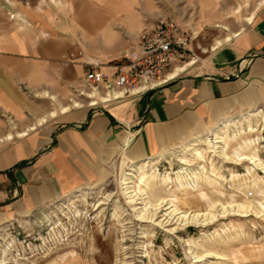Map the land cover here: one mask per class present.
I'll return each instance as SVG.
<instances>
[{
  "label": "crops",
  "instance_id": "obj_1",
  "mask_svg": "<svg viewBox=\"0 0 264 264\" xmlns=\"http://www.w3.org/2000/svg\"><path fill=\"white\" fill-rule=\"evenodd\" d=\"M147 1L0 0V226L63 197L82 175L163 158L258 106L264 7L207 65L170 69L162 90L110 102L91 92L90 65L108 73L152 29Z\"/></svg>",
  "mask_w": 264,
  "mask_h": 264
},
{
  "label": "rangeland",
  "instance_id": "obj_2",
  "mask_svg": "<svg viewBox=\"0 0 264 264\" xmlns=\"http://www.w3.org/2000/svg\"><path fill=\"white\" fill-rule=\"evenodd\" d=\"M263 7L264 0H148L146 18L152 28L168 19L186 29L194 57L179 67H200L232 47ZM246 111L228 133L224 122L199 137L201 155L182 146L134 163L129 189L121 180L132 163L117 161L1 225L0 264H264V96ZM213 132L223 138L216 153L207 150Z\"/></svg>",
  "mask_w": 264,
  "mask_h": 264
},
{
  "label": "built area",
  "instance_id": "obj_3",
  "mask_svg": "<svg viewBox=\"0 0 264 264\" xmlns=\"http://www.w3.org/2000/svg\"><path fill=\"white\" fill-rule=\"evenodd\" d=\"M194 57L192 35L178 23L161 19L140 36L136 49L121 61L106 65L91 64L85 84L88 89L110 102V94L136 95L162 90L170 81V69ZM181 67V66H180ZM121 97L113 95V101Z\"/></svg>",
  "mask_w": 264,
  "mask_h": 264
},
{
  "label": "bare ground",
  "instance_id": "obj_4",
  "mask_svg": "<svg viewBox=\"0 0 264 264\" xmlns=\"http://www.w3.org/2000/svg\"><path fill=\"white\" fill-rule=\"evenodd\" d=\"M251 20V19H250ZM229 40V39H228ZM228 123H232V121H228V122H226L225 123V127L223 128L224 130H225V132L226 133H228ZM230 125V124H229ZM219 128V127H218ZM208 133H210V132H208ZM213 137H214V142H212L210 139H208V137H207V142H208V149L207 150H210L211 152L213 151L214 153H216V151H218L217 150V146H214V145H216V143H218V142H220V141H216V140H221V139H223L221 136H219L218 135V133L217 132H213L212 134H211ZM199 139H201V141L203 140L202 138H195L193 141H191L189 144H185L186 145V149H188V150H190V149H192V150H194V151H196L197 152V154H199V155H201V153H200V151L199 150H197L196 149V145H197V143H198V141H199ZM224 141H225V139H224ZM181 148V147H180ZM222 152V151H221ZM225 154V153H224ZM224 154H222V155H224ZM180 156V155H179ZM165 158V157H164ZM180 161L181 162H184L185 160L183 159V158H181L180 157ZM143 163H145V162H143ZM148 163V162H147ZM146 164V163H145ZM151 164V163H150ZM140 165V164H139ZM138 165V166H139ZM148 166H149V164H148ZM147 166V167H148ZM151 167V166H150ZM183 168V167H182ZM181 168V169H182ZM139 169V168H138ZM137 168H135V167H131V169H129V171L130 172H128V173H124L123 174V178H122V184L125 186V188H128V185L131 183V181L133 180V178H135V176H136V170H138ZM139 171V170H138ZM144 178H146V175H145V172H142V174H141V176L140 177H138V181L137 182H143V180H144ZM134 181V180H133ZM136 182V183H137ZM134 183V182H133ZM135 184V183H134ZM133 185V184H132ZM136 186V185H135ZM129 189V188H128ZM134 190V189H133ZM141 190V189H140ZM135 191V190H134ZM136 191H138V190H136ZM140 192V191H139ZM133 193V192H132ZM131 193V194H132ZM136 193V192H135ZM137 194V193H136ZM131 196H133V195H131ZM135 196V195H134ZM139 196V195H138ZM139 198V197H138Z\"/></svg>",
  "mask_w": 264,
  "mask_h": 264
}]
</instances>
